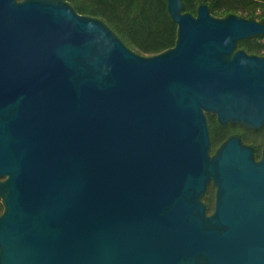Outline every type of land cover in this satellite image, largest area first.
Here are the masks:
<instances>
[{
	"label": "water",
	"instance_id": "95a60500",
	"mask_svg": "<svg viewBox=\"0 0 264 264\" xmlns=\"http://www.w3.org/2000/svg\"><path fill=\"white\" fill-rule=\"evenodd\" d=\"M181 6L145 55L68 0H0V264H264V147L211 153L206 118L264 124L236 48L264 24Z\"/></svg>",
	"mask_w": 264,
	"mask_h": 264
},
{
	"label": "trees",
	"instance_id": "16d2710c",
	"mask_svg": "<svg viewBox=\"0 0 264 264\" xmlns=\"http://www.w3.org/2000/svg\"><path fill=\"white\" fill-rule=\"evenodd\" d=\"M182 11L197 13L200 4H206L211 14L225 16L235 13L256 19L264 24V0H181ZM82 14L102 19L122 41L137 53L150 55L160 52L175 42L177 24L171 18L167 0H68ZM236 48L248 53L264 55V33L249 35L237 40ZM210 152L230 135L236 134L253 147L255 158L261 156L264 147V124L250 128L239 123H220L216 115L206 113ZM253 134V137L247 135ZM256 136V137H255ZM206 211L211 212L214 202V186L211 182L202 195ZM2 204L0 202V212Z\"/></svg>",
	"mask_w": 264,
	"mask_h": 264
},
{
	"label": "rangeland",
	"instance_id": "374dc122",
	"mask_svg": "<svg viewBox=\"0 0 264 264\" xmlns=\"http://www.w3.org/2000/svg\"><path fill=\"white\" fill-rule=\"evenodd\" d=\"M247 135H249V136L253 137V134H247ZM255 137H256V136H255Z\"/></svg>",
	"mask_w": 264,
	"mask_h": 264
}]
</instances>
